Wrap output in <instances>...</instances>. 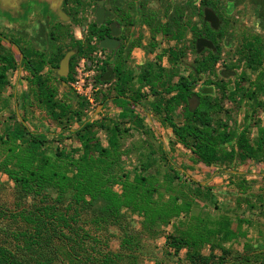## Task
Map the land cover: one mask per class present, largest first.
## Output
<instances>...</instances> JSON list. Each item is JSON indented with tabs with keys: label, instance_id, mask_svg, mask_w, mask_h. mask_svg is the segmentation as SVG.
<instances>
[{
	"label": "rangeland",
	"instance_id": "1",
	"mask_svg": "<svg viewBox=\"0 0 264 264\" xmlns=\"http://www.w3.org/2000/svg\"><path fill=\"white\" fill-rule=\"evenodd\" d=\"M186 1L197 3L198 0ZM55 4L43 1L40 6L42 15L47 17L41 22L46 25L47 40L44 46H41L34 38L40 24L39 20L33 16L37 8L34 5L23 6V13L18 15L13 12L11 16H8L5 7L0 5V32L9 34L20 30L27 33L28 36L24 38V48L30 53V59L34 65L43 62L40 73L47 81L48 90L54 94L52 100L67 102L74 109L82 108L83 118H87L93 124L86 134L89 140H85L84 145L79 142L75 133L62 131L61 127L65 125H70L71 129H75L79 126V121L70 120L67 123L65 114H60L61 124L54 120L45 99H42L43 102L39 101L37 87L29 82L28 74L22 69L25 67L24 64L20 66L19 54L5 41L0 42V53L5 55L11 53L14 60L12 70H9L6 75V82L0 87V137L5 139L7 135L11 136L18 131L23 133L20 124L26 125L27 131L41 129L46 131L47 137L40 149L53 158H59L55 157V152L59 150L79 155L94 152L98 144L107 147L109 142L107 131L117 126L120 130L119 148L124 153L121 155L122 170L120 173L127 175L128 181H134L136 176L143 175L158 184L159 191L163 193V199H159L158 196L156 198L169 199L167 203L169 206H171L173 197H179L183 204L190 205L187 213L171 220L169 224L158 225V232L155 236L142 234L141 248L138 251L139 256L136 262L138 264H186V250L174 253L168 247L166 237L174 231V227H180V229L188 227L187 230L193 234L192 238H195L198 230L195 224L196 218L205 221L206 224L209 221L228 222V228L233 230L235 235L232 239L225 241L223 246L233 253L242 251L243 244L246 242L253 245L255 250L264 252V249L260 250L264 244L262 225L264 158L261 161L247 159L237 144L239 133L243 128L247 129L250 141L257 140L259 128L264 129V28L261 29L257 24L250 6L247 3L236 6L224 4L225 35L217 41L220 50L218 63L212 67V71L203 75V83L194 87L201 93H203V88L205 92H208L206 90L208 87L207 89L212 90V95L219 96V109L217 111L214 109L210 115L214 123L221 125V129L232 135L231 139L221 146L213 161L205 164L199 162L189 149L176 143L171 130L161 122L159 118L161 115L156 116L152 110L153 103L159 101V95L153 96L149 91L146 92L145 97L137 95L136 81L124 86L125 93L127 97L141 98L140 103L143 107H132L133 113L129 112L127 116H121V109L111 101L116 93L115 77L109 80L103 78L106 74L103 69L105 55L101 50L102 57L98 56L97 52L101 49L99 44L86 45L88 40L83 44L86 45L84 52L78 56L74 48L69 49L70 35H74L75 31L78 35V29L75 30V28L78 27L83 34L86 25L93 21V8L90 7L86 18H79L82 14L75 13L76 20L73 25L71 19L63 18L61 4H58V13L55 12V7H57ZM31 15L32 19L28 20ZM53 29L55 35L51 39L49 32ZM136 29L131 31V38L136 36ZM146 37H148L147 34ZM245 38L253 41L262 56L261 64H255L254 70L245 69L242 53L240 54L238 50L239 41ZM157 41L153 52L146 59L151 60L156 55L161 57L156 58L165 67L164 78L171 83L167 89H159L160 86L158 89L159 91L166 89L167 93L170 87H173L171 84L178 80L180 73L190 68L194 51L190 37L182 42L177 41L178 43L162 38H158ZM142 43L146 50L149 49L148 39L143 40ZM180 45H183L182 53L178 50ZM56 49L60 51L57 59L61 52L66 50L65 54L72 52L70 58H72L73 67L70 70L68 64V72L62 77L57 74L58 67L52 63ZM140 57L135 58L132 55L128 61V65L133 68L135 74L138 72L135 69L136 63L142 61ZM61 59L57 60V64H60ZM81 59L85 60L83 70L80 69ZM91 69L95 71L94 74L90 78L85 77L84 73H89ZM79 76L93 83V103L82 96H79L80 103L75 101V93L71 84ZM258 83H261L262 90H258L255 101L250 102L245 98H240L241 93L236 90L238 85L249 84L253 87ZM14 93L18 95V99L14 97ZM23 93L27 95L29 101L27 110L22 106ZM168 95L167 93L166 96ZM177 111L179 116H175L174 119L179 123L182 121L183 111L179 107ZM23 117H26V121ZM22 133V137L16 140L18 143L20 141L27 144L31 137L28 132ZM233 174L236 175L233 176ZM0 182L5 183L6 186L2 194H8L9 187L13 183L1 173ZM115 189L119 192L124 190L121 185L115 186ZM155 205L157 209L162 207L159 206L162 205L159 201ZM142 222V217L124 209L123 225L127 227V231L140 232ZM111 232L115 237L111 238L110 247L116 250L121 232L115 228H111ZM201 252L209 253L208 246ZM214 253L217 254L219 251L216 250Z\"/></svg>",
	"mask_w": 264,
	"mask_h": 264
},
{
	"label": "trees",
	"instance_id": "2",
	"mask_svg": "<svg viewBox=\"0 0 264 264\" xmlns=\"http://www.w3.org/2000/svg\"><path fill=\"white\" fill-rule=\"evenodd\" d=\"M253 4L259 23L264 24V0H253ZM178 15L179 6L167 15L164 23L157 18L154 31L173 38L181 24ZM85 46L76 42L73 48L77 56L84 52ZM261 57L258 49H251L245 54L252 70L255 64H261ZM217 58V55L211 54L210 59L200 62L195 67L196 75L210 70ZM12 62L7 55L0 53V87L6 82ZM31 65V83L38 89L39 101L45 99L51 116L59 124L60 114L66 115L67 123L70 120L79 121L75 129H71L70 125L61 128L62 131L75 133L79 142L85 145V140H89L86 134L93 124L83 118L82 108L74 109L67 102L52 100L53 94L40 74L43 62ZM72 67L70 62V70ZM158 76L159 72L154 71V80ZM149 82L151 89L156 86L151 78ZM194 82L191 76L184 78L170 87L167 93L174 94L166 99L155 90L159 101L153 103L152 110L156 116L161 115V122L171 129L176 143L189 149L199 162L210 164L232 135L214 123L210 115L211 111L219 109L218 98L198 96L191 89ZM115 89L112 101L121 109V116L133 113L134 104L143 107L137 96H126L124 87L117 85ZM240 90L242 97L256 100V92ZM192 96L199 98V105L192 110L185 108L182 121L175 122L177 108ZM74 99L80 103L79 96L75 95ZM22 101L27 110V95L22 96ZM23 120L26 121V117ZM20 126L23 133L28 132L31 137L27 144L17 142L16 139L22 137L19 131L7 135L5 139L0 137V173L13 183L8 194L4 195L6 186L0 182V264H138L142 234L153 237L158 232V225L169 224L189 211L190 205L183 204L179 197H173L174 204L171 203V206L167 204L169 199L159 200L163 199V193L159 191L158 184L143 175L128 181V176L120 173L121 155L124 153L119 148L120 130L117 126L107 131V147L98 144L94 152L79 155L59 150L55 152V157L59 158H53L40 149L47 137L46 131H27L26 125ZM247 133L246 128L240 131L238 147L247 159L261 161L264 158V129L259 128L255 141H250ZM120 185L124 188L122 192L115 189ZM158 201L162 203L160 209L155 205ZM124 209L143 218L140 232L127 231L123 225ZM262 217L264 227V207ZM195 224L198 228L197 232L194 229L195 238H192L188 227H174V231L166 237L167 245L174 253L186 250V264H264V252L255 250L250 243H244L242 251L235 253L223 246L235 235L228 228V222L209 221L206 224L196 218ZM111 228L121 232L116 250L110 247V240L115 237ZM206 246L209 253L203 254L201 251ZM216 250L219 253H214Z\"/></svg>",
	"mask_w": 264,
	"mask_h": 264
},
{
	"label": "flooded vegetation",
	"instance_id": "3",
	"mask_svg": "<svg viewBox=\"0 0 264 264\" xmlns=\"http://www.w3.org/2000/svg\"><path fill=\"white\" fill-rule=\"evenodd\" d=\"M43 1L56 3V13H58V4H61L64 13L63 18L71 19L73 25L74 21L76 20L74 15L75 13L82 14L83 17L80 16L79 18H86L88 11H90V7H92L94 13L93 21L86 25L85 32L83 34L80 32L78 27L75 28V30L78 29V35H76V31L73 33L74 35H70L71 44L69 49H72L76 42H81L84 44L89 40V43H86L89 45L93 43L99 44V42L105 38L111 40L112 42L108 41L110 48H101L105 55L103 68L104 72L107 73L108 70L112 71L111 78L115 77V87L117 85L124 87L129 83L136 81L138 85V89H135L137 90V95H142L144 97L147 95L146 92L148 91L154 96L155 90L159 91L160 88L164 89L171 83H169L168 80L166 81L164 78L165 67L162 65V62L160 63L156 58H161L160 56L156 55L155 58L151 60L146 59V57H148L156 47L158 38L166 39L167 41L182 42L187 37H190L192 42L191 46L194 51V58L192 63L189 65L190 68L186 69L183 73L181 72L178 80L171 85H177L180 81L182 82L184 78L191 76L195 80L191 88L192 92L196 93L198 96L216 97L217 95H212V90L207 89L208 87H206L208 92H205L204 88L202 89L203 93L197 91L194 88L195 86H199V83H203V75L212 71V68L205 73L196 75L195 67L204 59H210L211 54L218 56L217 61L212 67L218 63L220 50L217 41L225 35V27L223 24L224 4L236 6L241 3H247L251 8L254 17L256 18L259 27L261 29L264 28V24L259 23V20L254 13L253 0H198L197 3L188 2L186 0H0V5L5 7V10L8 12V16H11V13L13 12L18 15L23 13V6L34 5L39 9L38 10L36 8V11L33 10L35 11V14L33 15L35 16L34 18L39 20L38 22L40 23L34 38L38 43H40L41 46H44L47 40L45 37L46 25L41 23L43 20L47 19L46 16L42 15V9L40 8ZM178 6V16H180L181 20L178 34L172 38L171 36L165 35L162 32L154 31L156 19L159 18V20L164 23L166 21L167 15H170L172 12H174ZM97 11L101 13L100 21L97 19ZM212 15L216 19L214 24L211 20L206 18L207 16ZM30 19H32V15L28 17V20ZM135 28H137L136 36L131 38V31ZM146 34L148 37H146ZM54 35L55 32L53 29L49 32V36L52 39L54 38ZM25 36H28L27 33L20 30L10 32L9 34H3L0 32V42L5 41L7 44H9V46L13 47L17 51L20 56V66L22 67V64H24L26 67H22V69L28 74L27 78H29V82L31 83L33 76L31 75L29 69L33 63L30 59V53L24 48ZM145 39H148V44L150 46L147 50L142 43ZM251 49H256L252 40H246L245 38L239 41L238 50L240 51V54L242 53L241 57L243 59L242 62L245 69L250 68L249 63L245 58V54ZM178 50L182 53L183 45H180ZM65 52H61L62 57L65 55ZM58 54H60V51L56 49L55 54L52 57V63L55 67L59 68V63L57 64V60H60L62 57L57 59ZM132 55L133 57L135 56V58L141 56L140 59H142L140 63H136L135 69L138 71L136 74L132 70L133 68H130L128 65V61ZM7 56L11 59V61L14 60V56L11 53H9ZM71 59L72 58H70L69 61V69L70 62H72ZM29 61L31 64H29ZM12 68L13 67L11 66L9 70H12ZM154 71L159 72V76L156 80H154L152 77ZM150 78L155 82L154 85L158 87L160 86L159 89H156V86L152 89L149 87L148 83H150ZM128 79L129 81H127ZM239 88L249 89L250 91L252 90L256 92V98L258 96V90H262L261 83L255 84L253 87H251L249 84L245 86L238 85L236 90H239L242 94ZM163 89L159 91L160 94H162L161 98L166 99L174 94V92H172L166 96V89L164 91ZM50 92L53 94L52 91ZM14 97L18 99V95L16 93H14ZM217 98H219V96H217ZM240 98L244 97L240 95ZM245 99L250 102L255 101L254 99ZM193 102H195L194 106ZM199 103V98L192 96L188 99L187 103H182L179 108L182 111L185 108L192 110L197 105H199ZM134 105L137 108H142V106L138 104ZM177 112L178 111L176 110L175 113L178 114Z\"/></svg>",
	"mask_w": 264,
	"mask_h": 264
},
{
	"label": "built area",
	"instance_id": "4",
	"mask_svg": "<svg viewBox=\"0 0 264 264\" xmlns=\"http://www.w3.org/2000/svg\"><path fill=\"white\" fill-rule=\"evenodd\" d=\"M98 56L102 57L101 49L98 50ZM85 62L84 59H81L80 69L83 70L84 66L83 63ZM94 70H90L89 73H84L85 77L90 78L94 74ZM73 92L76 95L84 97L90 103H93V83L89 80H85L84 77L79 76L72 84Z\"/></svg>",
	"mask_w": 264,
	"mask_h": 264
},
{
	"label": "water",
	"instance_id": "5",
	"mask_svg": "<svg viewBox=\"0 0 264 264\" xmlns=\"http://www.w3.org/2000/svg\"><path fill=\"white\" fill-rule=\"evenodd\" d=\"M2 6V5H1ZM100 18H101V13L99 11H97V19L98 21H100ZM207 19L211 20L214 24L215 22V17L212 15V16H207L206 17ZM108 41H111L107 38L101 40L99 42V47L100 48H110L109 44H108ZM112 42V41H111ZM199 45V44H198ZM72 54V52H68L64 55V57L61 59L60 61V64H59V68L57 70V74L59 76H65L67 74V71H68V64H69V58H70V55ZM111 74H112V71L111 70H108V72L105 74V76L103 77L104 80H109L111 78Z\"/></svg>",
	"mask_w": 264,
	"mask_h": 264
},
{
	"label": "crops",
	"instance_id": "6",
	"mask_svg": "<svg viewBox=\"0 0 264 264\" xmlns=\"http://www.w3.org/2000/svg\"><path fill=\"white\" fill-rule=\"evenodd\" d=\"M120 109V108H119Z\"/></svg>",
	"mask_w": 264,
	"mask_h": 264
}]
</instances>
